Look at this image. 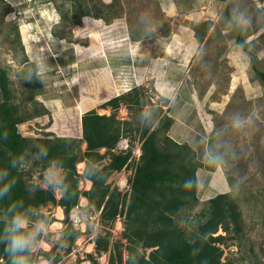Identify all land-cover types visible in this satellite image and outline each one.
<instances>
[{
	"label": "rangeland",
	"instance_id": "obj_1",
	"mask_svg": "<svg viewBox=\"0 0 264 264\" xmlns=\"http://www.w3.org/2000/svg\"><path fill=\"white\" fill-rule=\"evenodd\" d=\"M98 4L110 10L108 19L88 16L76 24L71 11L62 21L59 10L61 6L69 12L70 0H0V66L8 70L15 99L23 106L27 102L31 106L27 93L36 76L21 77L35 69L36 57H46V68L37 76L42 92L35 98L50 113L20 123V131L41 138L80 136L85 112L95 109L110 115L114 109L102 108L103 103L140 86L147 99L142 113L122 103L116 111L118 119L130 121L133 130L150 125L159 105L173 118L167 130L173 139L187 143L204 163L209 162L210 152L221 158L216 170H198L200 200L178 215L179 223L190 230L209 198L231 191L241 211L243 231L241 237L220 244L225 249L223 260L264 264V82L252 69L250 55L237 44L226 12L229 6L264 71V0H98ZM241 11L250 23L238 22ZM22 45L28 61L23 59ZM162 115L151 122V130L159 126ZM237 118L244 127L234 126ZM139 135L133 131L129 136L136 137L133 154L137 158L142 152ZM26 163L27 177L32 174L34 182L42 173ZM78 169L84 171L79 165ZM130 171L115 172L107 183L122 186L125 192ZM239 177L245 180L236 191L232 185ZM88 181L80 187L91 188ZM40 209L50 216V223L37 251L55 247V253L63 254L59 264H92L89 254L108 264L109 251L97 253L95 238L109 232L112 242L124 243L127 261L125 216L104 224L100 211L81 198L77 210L81 209L83 222H74V211L71 217L82 234L67 252L63 208L48 203ZM232 233L220 227L216 234ZM141 250L148 256L152 249ZM34 264L52 261L39 256Z\"/></svg>",
	"mask_w": 264,
	"mask_h": 264
},
{
	"label": "trees",
	"instance_id": "obj_2",
	"mask_svg": "<svg viewBox=\"0 0 264 264\" xmlns=\"http://www.w3.org/2000/svg\"><path fill=\"white\" fill-rule=\"evenodd\" d=\"M70 2L69 12L59 6L62 21L68 19L70 11L72 22L76 24H81L83 18L88 16L103 19L110 17V10L100 7L98 0ZM226 12L234 26L237 44L250 55L252 69L264 82V71L259 68L258 54L248 47L244 28L235 22L229 6L226 7ZM22 48L23 59L28 61L23 45ZM32 82L27 93L31 106H28V102L23 106L15 99L8 70L0 66V126H2L0 131L7 130L9 133L7 141L0 142V167L7 166L14 156L24 154L26 162L31 163L32 169L42 173L50 162L58 160L63 164L69 194L75 193V196L66 198L61 194L58 198L44 189L30 193L26 190V185L32 182V174L27 177L25 168L12 169L10 175L16 179V186L9 198L0 201V209L6 208L15 200H23L26 206L38 207L44 217L50 218L41 211L42 206L52 203L62 207L68 222L64 234L69 239L67 252H70L82 234L81 229L76 228L71 220V211L75 207H80L81 198L86 197L90 208L95 207L100 211L104 224H112L121 216L126 218L125 248L129 254L126 262L123 242L120 240L112 242L109 232L106 235L99 233L95 238L97 253L109 251L108 264H234L232 259L223 260L225 249L220 245L241 237L243 231L241 211L231 191L209 198L206 207L197 215L195 223H191L190 230L183 227L177 219L180 213L194 207L200 200L198 170L206 167L214 171L218 164L204 163L196 157L195 150L187 143L183 144L173 139L167 133L173 118L163 112L159 105L150 118V125L162 113L163 115L159 126L153 130L149 124L139 125L140 127L133 130L130 121L117 118L116 111L122 103L131 111L135 109L142 113L147 99L140 92V86L103 103L102 108L111 106L114 109L110 115L100 114L95 109L85 112L82 116L80 136L41 138L26 136L19 128L20 123L24 121L50 113L35 98L42 92L40 77L36 76ZM133 131L140 132L142 152L138 158L133 154L136 137H129ZM124 138H131L130 147L116 151ZM37 143L48 145V160L32 158ZM83 143L86 144L85 148L82 146ZM107 158L109 161L103 164ZM81 162H85V165H94L103 173L105 179H89L84 171L80 172L78 169ZM124 168L133 171L129 178L130 187L125 192L119 185L112 186L107 183L115 172ZM86 179L92 181V186L89 189H82L80 184ZM188 180L193 182L191 186H186L185 182ZM220 227L226 232L233 233L216 234ZM142 247L152 249L148 256L141 250ZM55 252V247L49 251L39 249L34 254V262L39 256H43L50 259L52 264H59L63 254ZM88 257L92 264H101L91 254ZM0 264H7L2 249Z\"/></svg>",
	"mask_w": 264,
	"mask_h": 264
},
{
	"label": "clouds",
	"instance_id": "obj_3",
	"mask_svg": "<svg viewBox=\"0 0 264 264\" xmlns=\"http://www.w3.org/2000/svg\"><path fill=\"white\" fill-rule=\"evenodd\" d=\"M236 19L241 25L250 23V18L243 11L238 13ZM45 68L46 57L38 56L35 59V69L29 71L26 75H22L21 78L30 80L33 75L41 76ZM234 126L238 129L244 127L239 118L235 120ZM8 136L7 130L0 131V142L7 141ZM35 149L36 151L32 155L33 159L48 160V145L37 143ZM209 162L219 164L221 158L210 152ZM26 166V158L24 154H20L11 158L7 166L0 167V201L9 198L16 186V179L10 175L11 170H22ZM82 168L89 179H105L103 173L94 165H82ZM244 180L245 177H239L232 187L239 191ZM192 183L191 180L185 182L186 186H191ZM40 189L53 194L61 193L66 198L75 196V193L69 194L63 164L58 160L50 162L47 168L42 170L39 179L26 185V190L30 193ZM0 217H3V219H0V249H2L3 256L6 257L7 264H34L33 257L40 246L41 238L47 236L49 219L43 216L38 207L26 206L23 200H15L6 208L0 209Z\"/></svg>",
	"mask_w": 264,
	"mask_h": 264
},
{
	"label": "built area",
	"instance_id": "obj_4",
	"mask_svg": "<svg viewBox=\"0 0 264 264\" xmlns=\"http://www.w3.org/2000/svg\"><path fill=\"white\" fill-rule=\"evenodd\" d=\"M126 144V145H125ZM130 147V140L128 139V138H124V139H122L121 141H120V143H119V147H118V150L117 151H120V150H123V149H128ZM131 171H130V174H132V169H130ZM125 179V178H124ZM123 179V180H124ZM125 182H127V183H129V178H127V179H125L124 180V183ZM127 183H126V186H127ZM129 186L130 185H128V188H129ZM121 190H124L123 188H122V186H121V188H120ZM127 190V189H126ZM77 208H80V207H77ZM77 208H74V209H72V211H74L76 214H74V222L75 223H78L77 225H79L80 223H82L83 222V219H81V215L82 216H84L82 213H80L79 211L81 210V209H79V210H77ZM71 211V212H72ZM71 220H72V217H71ZM73 220H72V222H73ZM73 222V223H74ZM82 229V228H81Z\"/></svg>",
	"mask_w": 264,
	"mask_h": 264
},
{
	"label": "bare ground",
	"instance_id": "obj_5",
	"mask_svg": "<svg viewBox=\"0 0 264 264\" xmlns=\"http://www.w3.org/2000/svg\"><path fill=\"white\" fill-rule=\"evenodd\" d=\"M84 163H85V162H81V163H79V166H80V169H81V170H83L82 165H85ZM87 180H88V179H87ZM88 183H89V186H91L92 182H91L90 180L88 181ZM82 198H83V201H85V202L88 201V199H87L86 197H82Z\"/></svg>",
	"mask_w": 264,
	"mask_h": 264
},
{
	"label": "crops",
	"instance_id": "obj_6",
	"mask_svg": "<svg viewBox=\"0 0 264 264\" xmlns=\"http://www.w3.org/2000/svg\"><path fill=\"white\" fill-rule=\"evenodd\" d=\"M84 164H85V163H84ZM90 181H91V180H90ZM86 182H87V181H86ZM91 182H92V181H91ZM87 188H90V187L87 186ZM58 207H60V206H58Z\"/></svg>",
	"mask_w": 264,
	"mask_h": 264
}]
</instances>
